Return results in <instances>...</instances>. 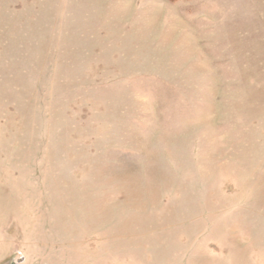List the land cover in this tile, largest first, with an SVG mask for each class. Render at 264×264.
<instances>
[{"label": "rangeland", "instance_id": "1", "mask_svg": "<svg viewBox=\"0 0 264 264\" xmlns=\"http://www.w3.org/2000/svg\"><path fill=\"white\" fill-rule=\"evenodd\" d=\"M0 264H264V0H0Z\"/></svg>", "mask_w": 264, "mask_h": 264}]
</instances>
